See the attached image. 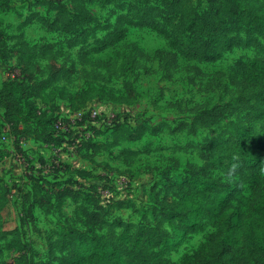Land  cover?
Segmentation results:
<instances>
[{"label": "rangeland", "instance_id": "1", "mask_svg": "<svg viewBox=\"0 0 264 264\" xmlns=\"http://www.w3.org/2000/svg\"><path fill=\"white\" fill-rule=\"evenodd\" d=\"M253 2L264 14V0ZM58 4L72 11L69 0H0V38L4 42L0 44V57L4 59H0V90L4 82L11 80L32 86L55 75L52 85L65 93L76 94L94 87L124 98L126 85H129L134 99L130 103L100 98L89 102L85 111L95 107L99 117L91 120L86 116L79 130L94 129V141L108 143V146L83 159L82 149H72V141L64 140L65 147L58 155L59 167L50 172L37 165L44 159L52 160L54 152L45 148V143L30 139L22 140L23 143L18 145L21 152H18L15 138L9 137L4 129L5 116L0 107V150L6 155L0 162L3 180L0 181V264H23L25 259L37 264L50 262L48 246L61 240L63 230L74 227L86 231L83 218L74 214L80 204L89 211L97 202L103 207L111 206L106 215L108 220L118 217L131 223H157L160 209L157 202L164 193L168 200L173 199L174 192L168 188L175 186L184 173L201 168L208 158L204 143L221 138L226 124L236 120L229 108L236 106L242 89L232 83L231 76L236 75L238 81L241 74L235 72L236 63L248 62L256 52L252 48H235L209 63L179 56L173 58L166 38L146 28H129L125 39L114 47L82 58L81 54L87 52L89 46L80 50L61 45L64 39L80 30L48 32L36 20L21 26L30 11L38 12L48 20L54 19ZM129 4L141 3L126 2L122 7L89 4L93 21L85 29L94 32L96 38L103 37L112 29L118 15L130 11ZM142 6H156L165 15L170 14L163 0H148ZM193 7L201 15L207 10V2L193 0ZM217 28L229 35H245L230 21ZM21 40L27 44V50ZM48 43L56 44L54 59L39 55L40 47ZM216 80L221 82L219 88L215 86ZM43 96L49 102L45 106L36 98L31 99L38 108L47 107L59 115L73 112L66 99L51 97L48 91ZM212 107L227 111L216 119V123L190 133L186 125ZM104 120L123 123L115 130V145H109L113 138H110V127L104 126ZM41 126L39 124L36 129V124L28 121L25 134L41 130ZM259 152L264 160V150ZM213 173L221 183L228 184L221 168ZM123 178L127 180L126 187H117L115 183ZM2 182L11 189L10 197L3 192ZM231 183L239 189L234 179ZM63 184L81 190L86 198H82V203L81 200H58L60 198L57 199V192L53 190ZM28 188L34 191V198L40 203L31 205L33 223L27 213L21 223L20 193ZM105 188L111 193L109 200L98 194L99 189ZM242 193L248 195L249 192L245 189ZM118 200L126 202V206L116 210L109 205ZM230 205L247 211L234 195ZM163 227L168 230L166 225ZM214 233L215 229L206 225L173 251L170 260L177 263L183 255H191L207 235ZM216 264L223 263L217 261Z\"/></svg>", "mask_w": 264, "mask_h": 264}, {"label": "trees", "instance_id": "2", "mask_svg": "<svg viewBox=\"0 0 264 264\" xmlns=\"http://www.w3.org/2000/svg\"><path fill=\"white\" fill-rule=\"evenodd\" d=\"M135 1L141 4H129L130 11L118 15L112 29L103 37L96 38L94 32L85 29L93 21L89 4L122 7L126 2ZM147 1L69 0L71 12L65 5L58 4L54 19L48 20L38 12L30 11L21 26L36 20L48 32L80 30L64 39L61 45L80 50L89 46L90 49L81 54L82 58L114 47L125 39L129 28H146L166 38L173 58L179 56L209 63L219 60L232 49L252 48L256 51L254 57L246 63L238 61L235 65V72L241 74L240 79L237 81L236 75L231 76L232 83L242 89L236 106L229 108L236 120L226 124L221 138L204 143L208 158L201 168L184 173L175 186L168 188L174 192L173 199L168 200L164 193L161 201L157 202L160 206L157 223H131L118 217L108 220L106 215L111 206L103 207L97 202L89 211L80 204L74 214L83 218L86 231H78L74 227L63 230L61 240L48 246L50 262L41 264H216L217 261L223 264H264V160L259 152L264 150V14L253 0H206L207 10L201 15L195 11L193 0H163L164 7L170 12L168 15L156 6L143 7ZM229 21L245 35H229L218 30L219 25ZM0 42L3 45L2 37ZM20 42L27 50V44L23 40ZM55 45L41 46L40 57L56 58ZM54 82L55 75L32 86H23L15 80L2 84L0 107L5 116L4 129L9 137L15 138L18 152H21L20 140L55 145L63 141L54 137L52 129L57 114L43 107L49 104L43 98L45 91L51 97L66 99L71 111L84 109L95 98L115 103H130L134 99L129 85H126V97L120 98L94 87H87L76 94L65 93L53 86ZM215 86L219 88L221 82L216 80ZM32 98L39 100L42 109L34 104ZM226 111L212 107L186 127L190 133H195L201 127L216 123V119ZM28 121L30 124L34 122L36 129L41 124V130L25 134ZM121 125L123 123L116 121L109 128L110 138H113L109 145L117 143L115 130ZM107 146L108 143L89 139L79 148L84 159ZM5 156L0 150V162ZM219 168L224 171L228 184L221 183L214 175L213 171ZM233 179L239 186L238 190L231 183ZM0 181L3 180L0 178ZM2 183L3 192L10 197L11 189ZM71 187L63 184L53 191L57 192L58 200L65 198L81 200L82 203V198L86 197L81 190ZM245 189L248 195L242 193ZM20 194L21 223L25 213L33 223L31 205L40 201L35 200L34 191L29 188ZM232 195L247 207V211L230 205ZM125 203L118 200L109 205L120 210L126 206ZM206 225L213 227L215 233L207 235L191 255L185 254L179 262H172L170 254ZM23 264L37 263L25 259Z\"/></svg>", "mask_w": 264, "mask_h": 264}, {"label": "built area", "instance_id": "3", "mask_svg": "<svg viewBox=\"0 0 264 264\" xmlns=\"http://www.w3.org/2000/svg\"><path fill=\"white\" fill-rule=\"evenodd\" d=\"M40 109H42V107H40ZM86 115L89 117V119L95 120L99 117V112L95 107H93L90 109H86V111L84 108L82 110L73 111L72 113L70 112L65 115H56V118L52 123L54 137H60L63 141L58 145L52 143L45 145V148L51 149L54 154L52 156V160L48 161L44 159L43 163H39L37 165L39 169H42L45 172H50L51 170L54 171L59 167L58 155H60L61 150L65 147L64 140L70 139L72 141L71 147L72 149H74L80 147L83 142L89 139H94L93 130H88L86 132L79 130V125L84 122ZM103 124L106 127H111L113 122L111 120H104ZM22 143V140H20L19 144ZM115 184L119 188H125L127 185V180L123 178L117 180ZM98 194L104 200H109L111 198V193L108 188L99 189Z\"/></svg>", "mask_w": 264, "mask_h": 264}]
</instances>
